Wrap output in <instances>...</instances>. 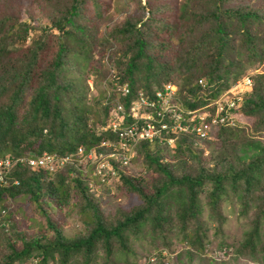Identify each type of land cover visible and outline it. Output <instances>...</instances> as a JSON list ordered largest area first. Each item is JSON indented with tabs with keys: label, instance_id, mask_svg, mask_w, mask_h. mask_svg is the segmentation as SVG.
I'll return each mask as SVG.
<instances>
[{
	"label": "trees",
	"instance_id": "obj_1",
	"mask_svg": "<svg viewBox=\"0 0 264 264\" xmlns=\"http://www.w3.org/2000/svg\"><path fill=\"white\" fill-rule=\"evenodd\" d=\"M113 1L0 0V158L71 160L59 175L45 170L52 161L40 170L20 161L0 181V264H137L133 246L148 234L156 242L145 260L167 263L170 234L197 256L212 242L206 228L222 234L231 202L237 219L251 218L231 243L233 258L264 264V70L255 72L264 61V0H125L120 19L110 16ZM246 74L251 90L234 107L224 103V123H211L215 101ZM87 76L99 77L90 100ZM167 86L176 90L166 106L178 108L185 127L172 133L174 147L131 140L139 172L117 157L98 172L84 153L114 138L110 120L140 127L150 113L156 126L173 122L156 95ZM142 98L154 107L134 116ZM202 112L208 153L192 130ZM79 149L84 157L75 158ZM100 187L122 193L126 207L104 208ZM49 203L75 210L81 228L65 234ZM42 220L39 232L22 229ZM116 251L123 260L111 261Z\"/></svg>",
	"mask_w": 264,
	"mask_h": 264
},
{
	"label": "rangeland",
	"instance_id": "obj_2",
	"mask_svg": "<svg viewBox=\"0 0 264 264\" xmlns=\"http://www.w3.org/2000/svg\"><path fill=\"white\" fill-rule=\"evenodd\" d=\"M130 4H128V7ZM127 3L125 0H114L111 5V10H110V16L113 17V19H120L123 17L125 13L129 12V9H127ZM125 10V11H124ZM104 29V25L101 27V30ZM102 63H106V60L104 59ZM108 65V64H107ZM104 65L101 66L103 68ZM264 70V61L261 62L260 65L257 66V69L255 72H260ZM88 78V90L86 91L88 95V99L90 100L92 97V94L96 93L99 89L98 87V80L99 77L96 76L97 80H93L92 77L87 76ZM101 80V79H100ZM103 80V79H102ZM101 80V81H102ZM101 90L104 89L105 85L102 83L101 85ZM240 89H233L232 93L238 92ZM100 91V90H99ZM249 122V121H248ZM246 122V123H248ZM246 126L249 124H245ZM264 139V133L261 134ZM211 140L205 138L203 141L199 143V145H202L205 147V152L208 153L209 151V145H210ZM165 148H168L164 145ZM129 157V160L127 163L123 164V167L127 170V172L135 174L139 172L138 164H134V162H131V158H133L132 154ZM80 162L81 160L78 159ZM95 196L99 197V195H103L105 198V201H101V203L104 204V208H117V207H126V202L127 199L122 193H119V191H115L113 189H108L105 190L103 188H98L96 191H94ZM18 201L15 202L17 204ZM51 202V201H50ZM11 205V204H10ZM11 207H14L11 206ZM237 205L235 202L227 203V207H224L225 209V215L227 217L226 223L223 226V232L219 236H214L212 234L213 228H210L207 230L206 228V234L212 241L210 245L205 247V250L203 254L193 256L191 254L190 257L187 256V250L185 247L184 243H180L177 241L176 236L174 234H170L169 237V246L166 249L167 254L163 259L167 258V263L164 264H261L260 262H254L252 260H249L243 256H238L237 258H233V246L232 244H236L237 242L240 241L241 239V234H242V229L243 228V223L244 225H247V223L250 222L251 218L249 216L243 217L241 219H237L238 210H237ZM233 209V210H232ZM48 210L51 212V215L55 216L56 219L58 220V225H60L61 229L64 231L65 234H71L73 233L77 228H81V224H79V216L75 210H70V209H58L54 207L51 203L48 204ZM20 211V210H19ZM40 223V224H39ZM45 223V220H42L38 222L36 225H24L22 229H26L29 232H32L33 230L40 231L41 227L45 228L43 225ZM39 225V226H37ZM41 225V226H40ZM206 227V226H205ZM148 230V228H146ZM25 231V230H23ZM31 234V233H29ZM27 233L26 236H29ZM140 240L137 241V243L133 246V251H136V255L140 254V257L137 260V264H159L155 259L151 260L152 257H149L147 260L145 258L147 257V254L150 252L151 248L149 247V244H153L156 242L155 239L151 238L150 235H145L142 238H139ZM161 240V239H160ZM157 240V241H160ZM220 242L226 243V246L223 247L224 252L221 253L219 250ZM183 250L185 251L186 255L183 254ZM191 253H194L195 250L190 248ZM165 255V253H163ZM213 255L215 259L213 258ZM132 258V257H130ZM143 258V259H142ZM34 259V258H33ZM112 259H115L116 261L123 260L122 254L120 251H116L113 253L111 257Z\"/></svg>",
	"mask_w": 264,
	"mask_h": 264
},
{
	"label": "built area",
	"instance_id": "obj_3",
	"mask_svg": "<svg viewBox=\"0 0 264 264\" xmlns=\"http://www.w3.org/2000/svg\"><path fill=\"white\" fill-rule=\"evenodd\" d=\"M251 88V78L249 76L244 77L243 79L236 81L232 88L229 90L230 95H226L222 101L218 100L216 101V115L212 119V123H224L226 121V116L227 115H221L220 113L223 111L224 103H228L229 107H234L237 104V100L240 99V94L243 93L244 91H247ZM233 89H240L236 93H232ZM173 87H168V90L164 92V94L157 93L156 95L161 98V103L165 105V110H167V101L169 97L171 98L173 96ZM128 88L127 85L124 86V92L127 93ZM142 106L143 108H148V107H154V103L151 101H148L146 99H140L138 105L133 106L131 108V111L134 116H136L137 111L136 109ZM118 109H120V106H118ZM172 113L173 117V122L172 123H167L163 122L159 126H156L153 123V119L151 118V114L147 113L146 119L147 122L145 125L142 126H131V127H126V128H121L115 120H110L109 127H111V131L118 135L117 138L119 137L118 141L121 144V147L123 149V152H126L129 150V141L137 142L139 139H147L151 140L154 139L155 137H159L160 139L162 138V131H164L166 134H170L174 131H183L185 130V127L181 124L180 122V113L176 112L174 108L170 110ZM207 113H203L200 115V120L199 124L194 123L192 130H195L196 134L200 138H206L208 136L207 134V129L209 128L208 123H204L203 119L206 117ZM230 125L234 124V120L230 119L228 120ZM168 144L173 143V139L171 136H168L166 138Z\"/></svg>",
	"mask_w": 264,
	"mask_h": 264
},
{
	"label": "clouds",
	"instance_id": "obj_4",
	"mask_svg": "<svg viewBox=\"0 0 264 264\" xmlns=\"http://www.w3.org/2000/svg\"><path fill=\"white\" fill-rule=\"evenodd\" d=\"M246 76H248V74H246L245 76H243L242 78H240V79H238L236 81H239V80L243 79ZM232 86L233 85L230 86L229 90L232 88ZM168 87L169 88L170 87H173L174 88V90H173V94H174V92L176 90V87L175 86H167L166 87L167 90H168ZM229 90L225 93V96L226 95H230L229 94ZM250 90H251V88L249 90H247V91H250ZM247 91H244V92H247ZM218 100H220V99H218ZM167 104H168V101H167ZM214 104L216 106V101H215ZM172 108H174L175 110L178 109L174 105H171L170 107L167 108L166 111L170 112V110ZM203 113L205 114V112H202L200 115H202ZM215 115H216V109H215ZM199 120H200V116H199ZM203 122L204 123H207V115L203 119ZM228 124H229V121H228ZM236 126H239V123L237 121V118L234 120V124L233 125H230V127L233 128V127H236ZM110 129H111V127H110ZM104 130H106V128H104ZM111 133L114 135V138L113 139H105V140H102L100 143L92 146V149L91 150H88L87 153H84V150L83 149H79L78 152H77V154L75 155V158L78 157L79 155H82L84 157V154H85V156H86L85 159L87 161H94V160H96L98 162V164L96 165V168H97V171L98 172H106V171H109L110 166H111V161L114 158H116V157L117 158H120V159L122 158V163L123 164L127 163L128 158L131 156L130 154L132 152H130L129 150L126 151V152H123V149L121 147L120 142L118 141V138H117L116 134H114L112 131H111ZM172 133L168 134V136H171L172 137L173 143L172 144H168L167 143V140H166V138L168 137L167 136V137L164 138L165 143L163 144L166 147L171 148V149L174 147V142H175V138L172 136ZM206 138H208V136ZM199 139H200V141H203V139H205V138H200L199 137ZM24 158L25 157H19L18 159H14V160L10 159L9 157H2V158H0V181L6 183L5 176L7 175V171H9L11 169V167L15 166L16 163L17 162H20V161H21L20 162L21 164H22V161H23V164L25 163L26 166H28V167H30L32 169H35V170H38V169L40 170L45 165V163H48L49 161H52L50 163L51 164L50 166L45 167L46 168L45 170H47V171H49L51 173L52 172H56V173H58V175L66 167L65 166L66 163H68L69 161H71L69 156H65V157L58 158V159H55V157L53 159V157H50L49 155H44V156L36 157V158L35 157L26 158V159H24ZM77 161L80 162L79 160H77ZM163 253H165V255H163ZM166 254H167V251L166 250H163L162 256H166ZM30 261H31V259H30ZM26 263H24V264H26ZM34 263H35V261H33L30 264H34Z\"/></svg>",
	"mask_w": 264,
	"mask_h": 264
}]
</instances>
